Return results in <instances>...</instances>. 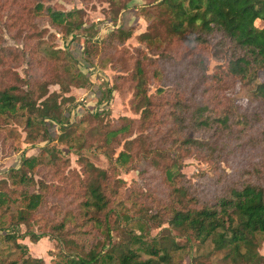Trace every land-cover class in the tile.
<instances>
[{"label": "trees", "instance_id": "obj_1", "mask_svg": "<svg viewBox=\"0 0 264 264\" xmlns=\"http://www.w3.org/2000/svg\"><path fill=\"white\" fill-rule=\"evenodd\" d=\"M106 1L110 4L115 2L114 5L117 6L119 3L120 9L126 7L129 0ZM158 3L160 6L158 23L151 24L140 34V39L147 43L149 51L158 58L151 59L144 52H140L131 76L134 80L131 104L134 109H141L139 121L142 127L153 125L155 128L159 124L156 119H160V113L164 111L165 103L147 92L148 80L155 75H162L158 64L164 71L166 67H176L174 83L183 82L185 79L183 70L186 66L205 76L207 58L204 50L211 49L214 57L225 61L223 73L216 76L219 84L228 77L239 80L251 79L259 69L264 72V0H159ZM33 9L36 12L44 9L49 24L64 35L82 29L84 24L82 8L63 10L36 2ZM130 34L131 30H125L120 24L114 26L103 40L88 42L90 38L86 37L83 41L82 55L85 68L89 70L86 72L82 65L78 64L81 70L74 75L79 81L77 85L89 82L90 69L95 66L93 58L96 55H105L103 49L123 43ZM167 45L171 47L170 50H166ZM190 46L198 49L189 51ZM61 51L63 50L60 48L53 49L54 54ZM2 54L20 59L24 56V50L3 47ZM145 59L154 60L156 63L154 68L149 69ZM4 70L3 66L2 71ZM7 71L4 74L6 78L0 80V121L5 117L23 116L28 138H34L40 131L47 134V138L50 137L49 125H58L59 130L65 133L75 130L76 120H71V111L75 106L64 111L59 100L60 93L67 91L69 87L56 72L34 80L15 76L16 79L9 81ZM49 83H59L62 90L46 95ZM157 91L162 92L163 89L158 87ZM188 91H194L192 86H189ZM111 92L112 87L106 88L104 96L98 98L93 105V110H84L85 113L75 119L78 118L80 121L87 115L95 118L103 116L108 107H98L96 104L106 103ZM43 96L45 97L37 101ZM252 98L255 109L250 114H243L241 119L244 125L252 126L263 118L264 79L256 82ZM200 103L204 102L191 100L186 102L182 98H177L171 112L174 124L169 129L154 131L155 135L144 136L146 138L141 136L127 138L128 126L123 123L121 126L104 130L101 145L111 160L125 163L135 141L143 142L147 139L152 147L159 144L155 149L156 155L147 157L154 168L163 172L169 182V190L164 200L154 196L155 210L145 211L148 219L156 223L166 221L170 227L193 236L197 243L204 242L210 237L214 248L223 249L224 257L229 259L231 264H264V254L258 251L260 237L264 235V148L259 157L247 160L241 170L236 171L235 178L229 182L222 180L221 190L210 200H201L197 190L180 171L181 160L192 151L213 153L229 147L230 153L236 148V144L230 147L225 145L226 142H221V137L230 133L229 114L234 113V108L227 106L219 111L221 114L210 116L205 106L209 108L212 105ZM77 104L78 102L75 105ZM187 109L190 111L187 112ZM186 126L196 131L212 127L210 135L215 138L209 142L196 136L183 135ZM100 130L101 128L96 132ZM61 133L59 137H62ZM122 138H126L123 149L117 156H113L114 146L119 145ZM6 139L5 136L2 141L5 143ZM252 143L264 145V129L262 137L255 138ZM170 149L173 154H170ZM240 149L243 147H239L238 150L241 151ZM41 150H45V155L52 153V148L48 146H43ZM50 156L52 158L43 166L51 167L58 174L66 163H61V159L53 153ZM80 158L83 178L80 179L82 191L79 194L81 212L77 214L101 227L107 241L103 240L98 248L96 244L84 240L85 230L79 226V230L72 232L71 227L63 219L51 224L52 232L37 233L28 228L31 215L49 202L47 193L53 191V188L50 189L43 178L34 176L41 169L40 157L37 154L24 155L18 167L9 169L13 185L19 187L17 197L22 204L21 207L10 209V201L16 199V196L11 195V192L15 191L14 188L9 192L0 189V240L13 243L25 256L21 263L10 260L0 261V264H44L42 257L29 254L26 243L17 241L26 236L34 242L43 236L65 241L69 239L71 241L76 237L73 244L79 246L80 251L63 253L60 259L63 261L62 264H170L169 250L175 249L179 244L171 241L167 245L156 237L147 240L145 238L147 223L144 220H136L141 230L139 234L128 229L127 240L111 241L112 227L109 221L111 201L105 188L109 187V182H104L106 178L104 170L94 165L87 157ZM124 217L127 218L126 215ZM22 223L26 225L24 231L19 230Z\"/></svg>", "mask_w": 264, "mask_h": 264}, {"label": "rangeland", "instance_id": "obj_2", "mask_svg": "<svg viewBox=\"0 0 264 264\" xmlns=\"http://www.w3.org/2000/svg\"><path fill=\"white\" fill-rule=\"evenodd\" d=\"M158 1L129 0L126 7L119 9V3L117 6L114 5L115 2L110 4L106 0H0V80L6 78L4 74L7 70L6 76L9 81L16 79L15 76L34 80L56 72L69 87L67 91L60 93L61 108L65 111L75 106L71 111V120H76L75 130L71 132L65 133L59 130L58 125H49L50 137L47 138V134L40 131L34 138H28L23 116L3 118L0 121V189L9 192L14 188L15 191L11 192V195L16 196V199L10 201V209L20 208L22 204L17 197L19 187L13 185L9 169L18 167L22 156L37 154L41 159V169L39 167V172L34 176L43 178L53 191L47 193L49 202L31 215L28 228L37 233L52 232L51 224L63 219L71 227L72 232L79 230V226L85 230L84 240L96 244L99 248L103 240L107 241L105 233L95 222L77 214L81 212L79 194L82 191L80 179L83 178L80 157L84 156L104 170L106 177L104 182H109V187L105 188L111 201L109 221L112 227L110 230L112 242L127 240L128 229L139 234L141 230L136 220L140 219L147 223L145 228L147 240L156 237L167 245L171 241L179 244L175 249L169 250L170 264H231L229 259L224 257L223 249L214 248L210 237L204 242L197 243L193 236L170 227L166 221L156 223L145 215L146 210L149 212L155 210L154 196L164 200L169 190V182L163 172L154 168L147 157L156 155L155 149L159 144L152 147L147 139L143 142L135 141L125 163L111 160L101 145L103 131L121 126L123 123L128 126L127 138L137 136L146 138L144 136L155 135L154 131L169 129L174 124L171 112L177 98H182L186 102L200 101L212 105L213 108L208 105L211 111L203 105L210 116L221 114L219 111L227 106L234 108V113L229 114L230 133L221 137V142H226V146L232 147V144H236L234 151L229 153V147L213 153L192 151L181 160L180 171L197 190L199 198L205 201L210 200L221 190L222 180L231 181L236 177V171L241 170L247 160L259 157L263 151L264 145L262 143L255 145L252 140L262 137L264 113L262 120L252 126L244 125L241 119L243 114H250L255 109L253 89L256 82L264 79L263 70L259 69L251 79L239 80L228 77L220 81L224 85L219 84L216 76L223 73L225 61L214 57L211 49L204 50L207 58L205 76L199 75L185 65L183 71L186 80L174 83L176 67H166L164 71L158 64L162 75H155L148 80L147 92L165 103L164 111L160 113V119H156L159 124L155 128L153 125L141 126L139 121L141 109H134L131 104L134 92V80L131 76L140 52H144L151 59L158 58L149 51L147 43L140 39L142 32L151 24L158 23L160 13ZM36 2L63 10L82 8L84 10L82 29L64 35L49 24L44 9L37 12L33 9ZM120 24L125 30H131L130 36L123 43L103 49L105 55H96L93 58L95 66L90 69L89 82L78 86L79 81L74 78L75 73L81 70L78 64L80 63L86 72L89 70L85 68L82 55L83 41L86 37L90 38L88 42L103 40L114 26ZM3 47L22 48L24 56L19 59L13 55H4ZM55 48L63 51L54 54ZM170 48L167 45L166 50ZM191 49L197 50L198 47L190 46L188 50ZM190 58L189 54L188 59ZM145 60L149 69L154 68L156 64L154 60ZM189 86H192L193 92L188 91ZM108 87H112V92L106 103L96 104L98 107H108L104 115L96 118L87 115L78 121L79 116L85 113L84 110H93L96 100L104 96ZM158 87L163 91H157ZM61 90L59 83H49L46 95ZM189 111L187 109V112ZM76 117L78 118L75 119ZM99 128L101 130L97 133L96 130ZM211 130L212 127L196 131L186 126L183 135L196 136L211 142L215 138L210 135ZM60 133L62 137H59ZM5 136L7 139L4 143ZM125 140L126 138H122L120 144L114 146L113 156H117L123 149ZM43 146L51 147L52 153L61 159V163H66L58 174L51 167L44 168V163L52 158L50 156L52 153L45 155V150H41ZM239 147L243 149L239 151ZM170 154H173L172 149ZM25 229L26 225L20 224L19 230ZM74 238L65 241L43 236L34 242L26 236L17 241L26 243L29 254L42 257L44 264H62L63 261L60 259L63 253L80 251V247L73 244L76 240V237ZM258 251L264 254V235L260 237ZM24 256L21 249L13 243L0 240V261L17 260L21 263Z\"/></svg>", "mask_w": 264, "mask_h": 264}]
</instances>
